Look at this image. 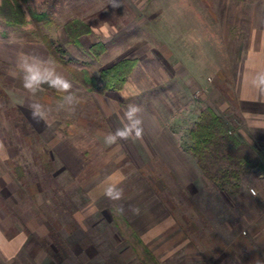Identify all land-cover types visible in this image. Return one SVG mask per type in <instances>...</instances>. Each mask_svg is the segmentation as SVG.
Wrapping results in <instances>:
<instances>
[{"label": "rangeland", "instance_id": "374dc122", "mask_svg": "<svg viewBox=\"0 0 264 264\" xmlns=\"http://www.w3.org/2000/svg\"><path fill=\"white\" fill-rule=\"evenodd\" d=\"M28 9L51 16L41 32L78 67L138 64L121 92H89L35 38L33 22L0 19V237L19 248V262L156 264L136 231L157 264H264L258 167L236 191L207 181L192 192L117 134L137 119L130 106L175 135L210 106L235 134L262 67L247 53L264 0H28ZM73 18L91 28L77 44L65 31ZM98 41L106 51L95 58ZM109 187L121 198L105 195Z\"/></svg>", "mask_w": 264, "mask_h": 264}, {"label": "trees", "instance_id": "16d2710c", "mask_svg": "<svg viewBox=\"0 0 264 264\" xmlns=\"http://www.w3.org/2000/svg\"><path fill=\"white\" fill-rule=\"evenodd\" d=\"M27 9L28 0H0V19L11 26H25L33 22L36 25L35 38L42 41L56 62L85 90L104 94L107 91L124 89L138 64L136 58H121L93 74L87 66L78 67L79 60L72 56L61 42L41 32L40 23L53 24L48 13L28 9V15ZM90 29L80 18H73L65 25V31L73 44H77L79 37L88 34ZM105 51L106 45L102 41L94 42L90 46V52L95 58H99ZM189 138L191 142L188 151L195 158L203 176L221 191L238 190L241 177L258 164V159L249 146L229 130L222 116L210 106L200 111L189 130ZM133 235L157 264L142 240L135 232Z\"/></svg>", "mask_w": 264, "mask_h": 264}, {"label": "crops", "instance_id": "0c3cea01", "mask_svg": "<svg viewBox=\"0 0 264 264\" xmlns=\"http://www.w3.org/2000/svg\"><path fill=\"white\" fill-rule=\"evenodd\" d=\"M257 25L255 32L261 36L258 40L256 36L252 37L253 40L256 38L253 44V56H250L249 51L247 53V59H251L252 61L257 60L256 62L262 67L258 70V77H253V80L257 84L253 83L254 88H251L252 90L249 91L247 101H244L242 104L243 107L241 106V123L239 128L236 129L235 135L250 147L258 159L256 167L260 170L258 178L261 179L264 177V29L262 28V25L264 26V10L261 14V20H258ZM137 113L136 120H139L140 123L136 127L140 129V135L137 136L136 130L132 129L130 132L131 135L128 134L129 137H123L124 142L129 143L135 149L134 155L145 154L149 159L155 157V160H159L169 170V173L176 178L180 186H186L189 190L191 188L192 192L193 190L195 192L198 191L200 184L203 185V182L204 184L210 182L203 176L195 158L188 151V146L191 142L189 130L196 122L198 114L191 125L186 127L187 130H184V126H181L182 122L180 120L179 122L181 124L177 126L179 135H175L174 132H176V129L174 126L168 127V132L165 134L163 132V126L152 113L144 110H138ZM179 131L184 134L185 139ZM143 145L146 146V149ZM139 158L140 156L136 157L138 160ZM261 168H263V171H261ZM261 180L264 181V179ZM0 238L2 240L0 264H11L9 262H12V264H21L17 258L20 254L19 248L10 249L8 244L9 238L5 236H1Z\"/></svg>", "mask_w": 264, "mask_h": 264}, {"label": "clouds", "instance_id": "9594fccd", "mask_svg": "<svg viewBox=\"0 0 264 264\" xmlns=\"http://www.w3.org/2000/svg\"><path fill=\"white\" fill-rule=\"evenodd\" d=\"M26 86H29L27 84V82H26ZM64 87H65V89H67L69 87V85L65 82ZM137 111H138L137 107H135V106L129 107V110L126 113V116L128 117V119L130 121H132V118ZM139 123H140L139 120H134V121H132L130 128H128L124 131H119L117 134L121 137H127L129 132H131L132 129H135L136 135L139 136L140 135V129L136 127ZM113 139H114V137H113ZM105 195H107L109 198H111L113 200H118L121 198L122 193H121V191L117 190L115 187H109V188H107Z\"/></svg>", "mask_w": 264, "mask_h": 264}, {"label": "built area", "instance_id": "2783aa9c", "mask_svg": "<svg viewBox=\"0 0 264 264\" xmlns=\"http://www.w3.org/2000/svg\"><path fill=\"white\" fill-rule=\"evenodd\" d=\"M260 176H262V175H260ZM249 191H250V193H252V194H256V191H255L253 188H250ZM260 213H261V215L264 217V202L262 203V206H261V208H260Z\"/></svg>", "mask_w": 264, "mask_h": 264}]
</instances>
